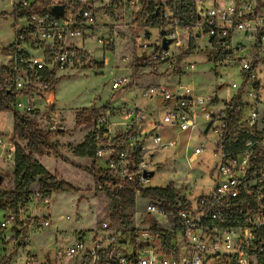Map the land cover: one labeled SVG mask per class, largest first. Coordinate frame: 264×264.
I'll return each instance as SVG.
<instances>
[{
	"label": "built area",
	"instance_id": "1",
	"mask_svg": "<svg viewBox=\"0 0 264 264\" xmlns=\"http://www.w3.org/2000/svg\"><path fill=\"white\" fill-rule=\"evenodd\" d=\"M176 3L13 0L14 40L5 50L7 62L0 66V94L11 96L13 106L21 113L34 110V100L52 89L57 72L96 68L92 46L103 53L114 51L123 28L134 32L143 26H157L159 33L153 44L142 47L149 50L151 69L171 72L176 69L181 48H192L190 41L202 31L219 55L215 61L239 66L242 84H230L234 92L221 101L217 96H197L179 81L173 86H149L143 96L156 98L158 104L150 108L134 106L133 112L121 113L120 118L130 117L126 126L131 129L125 134H133L125 141L117 139L125 134L110 135L115 123L109 121V109H100L96 117L92 135L96 163L107 157L102 169L121 182L135 181L139 186L149 182L144 173L158 168L150 160L151 152L170 149L179 142L177 137L162 136L163 123L179 132L197 130L204 142L193 148L191 156L198 159L202 152L210 153L214 179L212 189L198 198L195 210H190L188 203L180 208L185 194L179 193L174 218L160 201L142 197L137 190L135 197H141L145 206L135 212L130 228L102 222L89 233L79 231L74 240L56 248L53 261L47 256L41 261L31 249L30 233L51 226L46 212L50 194L35 190L26 201L0 209V264H264V101L259 95L264 85V0H235L232 4L186 0L190 14L197 17L192 20L175 17ZM50 7H60L61 12L51 13ZM155 9L157 18H153ZM235 32L241 34L237 43L232 41ZM182 34L193 38L189 44L180 41ZM163 39L171 40L166 50L162 48ZM239 54L245 56L238 58ZM121 60L131 70L130 61ZM132 68L135 70L136 63ZM189 68L194 69V65ZM129 84L126 76L113 77L111 90ZM160 109L164 110L162 117ZM146 118L152 120V127L143 132L140 128ZM209 133L213 138H208ZM149 136L153 150L146 147ZM188 141L189 137L185 147ZM138 143L140 155L135 157ZM15 149L13 135L6 140L0 137L2 167L13 168ZM137 215L144 220L137 221ZM156 216L163 217L168 227L157 225L153 221Z\"/></svg>",
	"mask_w": 264,
	"mask_h": 264
},
{
	"label": "rangeland",
	"instance_id": "2",
	"mask_svg": "<svg viewBox=\"0 0 264 264\" xmlns=\"http://www.w3.org/2000/svg\"><path fill=\"white\" fill-rule=\"evenodd\" d=\"M100 1L105 0H96L97 3ZM157 1L166 3L168 0H153V2ZM234 1L224 0V4H232ZM13 6V0H0V66L7 62L5 50L14 40ZM196 31L198 32L199 29ZM200 32V39L186 38L184 34L179 37L180 41L186 44H189L191 39L195 43L188 50L181 48L176 57L177 70L183 74L179 77L172 75L167 79H164L163 76L154 77L150 75L149 77L152 81L158 79L159 83L169 86H173L175 82L179 81L180 85L187 87L197 96L212 95L217 96L220 101L225 100L234 92L230 88V84H242L239 66L237 64L229 66L220 61H212L209 58V51H206L208 46L204 47L203 36L205 35L202 31ZM158 33L159 28L155 25L143 26L134 32L133 30L128 31L127 34L131 37L130 39L132 40L134 37L135 48L133 51H131L129 44L127 45L126 41L122 39L116 41L114 51L103 53L99 47L93 45L94 59L98 63L103 60L105 62L102 68L59 71L56 73L57 82L54 87L40 99H33L34 110L29 112L31 119L38 127L52 131L50 141L59 153L57 156L53 151H50L48 155L41 157L34 155L33 158L38 160L57 180L67 182L74 187V190L70 191L50 192V202L46 212L50 217L51 226L48 229L34 230L30 233L31 249L38 254L41 261H45V256L53 261L55 249L62 248L63 245L74 240L79 231L89 233L102 222H109L113 227L126 226V228H130L134 224L135 212L144 210L145 201L139 197L136 198V207L133 211L114 214L112 202L104 191L95 188L94 180L87 170L93 159L88 156L80 157L73 154L72 151L85 139L92 137L96 126V116L90 115L89 111L85 113L84 122L75 126L77 110L84 108L95 109L96 111L103 108L109 109L111 112L109 121L115 123L110 127V135L116 137L129 132L131 129V126H126L130 117L120 118V115L123 111L133 112V106L130 105L135 98V93L139 107L150 108L155 106L154 98L143 96L146 82L135 88V92L130 88L136 85V78L146 75V73L140 76H137V73L134 74L132 65L135 63L138 65L139 62L138 59H134V56H139L141 60L148 62L149 50L146 52L142 46L153 44ZM179 33L182 32L179 31ZM240 39L241 34H233V43L240 41ZM174 50L175 48L171 46L170 51L174 52ZM262 55L264 56V42ZM243 56L245 55L239 54L237 57ZM123 58L130 61L131 70L126 71L121 68L115 71L114 68L119 69L121 66L117 62ZM143 61H140L141 65H143ZM121 62L125 64V61L121 60ZM190 64H194L193 70H190ZM144 68L147 66L145 65ZM124 76L130 80V84L116 91L111 90L112 78ZM259 95L260 100L264 101V85L259 89ZM18 100L24 101L23 98H18ZM163 113L164 110L160 109L159 116L162 117ZM13 127V112L10 110L0 112V137L3 140L8 139L13 134ZM162 136L164 138L177 137L179 142L170 149H154L151 137L147 138L146 147L150 150L154 149L151 152L150 160L153 164L161 165V167L149 170L153 171L154 174L149 178L146 186L165 187L175 184L180 187V194L185 192V202L188 203V208L195 210L198 198L208 193L213 187L214 175L211 176V172L214 161H210V153L206 151L202 152L198 160L192 162L188 161L187 155H178L176 152L179 145L181 146L179 152L184 148L189 137L187 147L191 153L194 147L202 145L204 137L197 130L179 132L175 126L167 123H163ZM208 138H213V135L209 133ZM56 139L58 140L56 141ZM205 145L209 147L208 143ZM62 158L67 159L69 163L62 161ZM106 158L98 160V168L104 167ZM12 187V170L0 165V191H9ZM38 189V182L35 181L29 190ZM67 216L68 219H66ZM156 218L161 226H168L163 217L156 216ZM136 220H140L139 215L136 216ZM142 226H147V220L142 223ZM129 234L126 237H129Z\"/></svg>",
	"mask_w": 264,
	"mask_h": 264
},
{
	"label": "trees",
	"instance_id": "3",
	"mask_svg": "<svg viewBox=\"0 0 264 264\" xmlns=\"http://www.w3.org/2000/svg\"><path fill=\"white\" fill-rule=\"evenodd\" d=\"M185 1L186 0H177L174 12L175 17L180 20H192L197 18L190 14L185 6ZM15 13L16 10L13 11V15H15ZM155 13L156 9L153 11V18L159 16ZM218 56L219 55L214 49L209 51V58L212 61L217 60ZM95 66L96 68H102V63H97ZM56 82L57 79L52 81V87H54ZM7 110L13 112V138L15 140L16 149L12 168L13 187L9 191H0V209L13 207L18 202L26 201L32 192L29 190L30 186L35 181L38 182V190L47 194H50V192L74 190L72 185L57 180L38 160L33 158L34 155L38 157L48 155L50 151H53L55 155L59 156L55 145L50 141L52 131L38 127L36 123L32 121L29 113H21L15 109L11 96L0 94V112ZM87 111L90 112V115H95L96 117L99 113V111L95 109L89 110L84 108L77 110L75 126L81 125L84 122L85 113ZM132 136V133H127L122 137L118 136L117 139L118 141H125ZM72 152L80 157L88 156L93 159L91 166L87 168V170L94 180L95 188L104 191L108 199L112 202V212L114 214H121L129 210L133 211L135 207V192L138 190L142 197H149L160 201L165 206L166 210L175 218L176 212L179 209L176 203L177 196L180 193L179 188H175L171 184L165 187L139 186L135 181L121 182L115 179L110 175L108 170L98 168L94 157L95 144L92 137L90 139H85V141L75 147ZM139 155L140 144L138 143L134 148L133 156L138 157ZM62 161L69 163L65 158H62ZM119 185L121 186L120 188ZM186 204L185 200L182 201L180 208H183ZM152 230H154V227H152ZM262 235L264 237V232Z\"/></svg>",
	"mask_w": 264,
	"mask_h": 264
},
{
	"label": "crops",
	"instance_id": "4",
	"mask_svg": "<svg viewBox=\"0 0 264 264\" xmlns=\"http://www.w3.org/2000/svg\"><path fill=\"white\" fill-rule=\"evenodd\" d=\"M217 2L218 3H224V0H217ZM153 3H160L159 1H157V2H153ZM209 5L210 4H212L211 2H209L208 3ZM124 31H127L128 32V30L127 29H121V32H120V37H119V39H122L123 41H126V43H127V45L129 44V46H130V48H131V51H133V49L135 48V45H134V43H133V40H134V37H133V39L131 40L130 38V36H129V34H127V32H125L124 33ZM200 33L201 32H199V35H200ZM203 33V32H202ZM235 33H237V32H235ZM124 34V36H122ZM234 34V33H233ZM240 34V33H239ZM201 36V35H200ZM200 36L199 37H197V39H200ZM232 37H233V35H232ZM203 39H204V42H205V44H204V47L205 46H208L207 47V50L206 51H210L211 50V46H210V44H209V40L208 39H205V37L203 36ZM239 42V41H238ZM183 43H185V42H183ZM192 43V47L195 45V43H194V41H190V44ZM237 43V42H236ZM210 48V49H209ZM132 56H134V55H132ZM134 59H138L139 60V62H138V65H136V69L134 70V74H136L137 76H140L141 74H143V73H146V75H143V76H141V77H139V78H136V80H135V83H136V85L133 87V88H130V89H133L134 90V92H135V88H137V87H139V85H141L143 82H146V84H145V88H147V87H149V86H156V85H165V84H161V83H159L158 81V79H155V80H151V78L149 77L150 75L151 76H154V77H158V76H163V78L164 79H167L168 77H170V76H172V75H174V76H176V77H179L181 74H183V73H180L179 72V70H177V66H176V69H175V71L174 72H171V71H166L165 72V70L164 69H161V68H159L158 67V69H151L150 68V66H149V64H148V62H145V61H143V60H141V58L139 57V56H134ZM140 61H143V65H141L140 64ZM214 61V60H213ZM117 63H119V69L118 68H114V70L115 71H117V70H120L121 68L123 69V70H126V71H130V70H128V69H126V64H124V63H122L121 62V59L119 60V62H117ZM102 65H105V62L104 63H102ZM123 65H124V67H123ZM147 66V68H144V66ZM194 65V64H193ZM143 67V68H142ZM195 67V66H194ZM190 70H193V69H190ZM144 77H146L145 79H143L142 80V78H144ZM177 80H179V79H177ZM144 85V84H143ZM218 88H220V87H218ZM154 100L156 101V104L155 105H157L158 104V100L156 99V98H154ZM107 106H109V105H107ZM130 106H138L137 105V101H136V93H135V98H134V100H133V102H132V104L130 105ZM139 107V106H138ZM151 127H152V120L151 119H148L147 118V120H145V122H144V124H143V127H142V130H143V132H148L150 129H151ZM13 135V134H12ZM168 139V138H167ZM58 139H56V141H57ZM178 140H179V138H178ZM56 144V143H55ZM181 146L179 145L178 146V151L176 152V154L178 153V155H180V154H185V155H187V159H188V161L189 162H192L193 160H198V159H194L192 156H191V153H190V151H188V147H185V145H184V148H182L181 149V151L179 152V148H180ZM192 152V151H191ZM158 165V164H157ZM161 167V165H158V168H160ZM11 170H12V168H10ZM212 176V175H211ZM173 187H175V188H180V187H177V185H175V184H173ZM183 192V191H182ZM181 192V193H182ZM184 194H185V192H184ZM136 198H139V197H135V207H136ZM140 219L143 221L144 220V217L142 216V215H140ZM152 220V219H151ZM153 221H155L156 222V224L157 225H159V226H161L160 224H159V221L157 220V218L156 217H154L153 218ZM161 227H164V226H161ZM166 227H168V226H166ZM165 228V227H164Z\"/></svg>",
	"mask_w": 264,
	"mask_h": 264
},
{
	"label": "water",
	"instance_id": "5",
	"mask_svg": "<svg viewBox=\"0 0 264 264\" xmlns=\"http://www.w3.org/2000/svg\"><path fill=\"white\" fill-rule=\"evenodd\" d=\"M49 11L51 12V13H54V14H59L60 12H61V10H60V7H50L49 8ZM156 15L158 14V11L156 10V13H155ZM210 41V40H209ZM171 42V40H164L163 39V41H162V48L163 49H167L168 48V44ZM153 174H154V172L153 171H149V172H147V173H144V175H147L149 178L150 177H152L153 176Z\"/></svg>",
	"mask_w": 264,
	"mask_h": 264
}]
</instances>
